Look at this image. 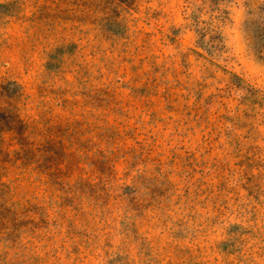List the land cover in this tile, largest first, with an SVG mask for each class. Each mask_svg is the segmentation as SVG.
Wrapping results in <instances>:
<instances>
[{
	"label": "rangeland",
	"instance_id": "rangeland-1",
	"mask_svg": "<svg viewBox=\"0 0 264 264\" xmlns=\"http://www.w3.org/2000/svg\"><path fill=\"white\" fill-rule=\"evenodd\" d=\"M0 264H264V0H0Z\"/></svg>",
	"mask_w": 264,
	"mask_h": 264
}]
</instances>
